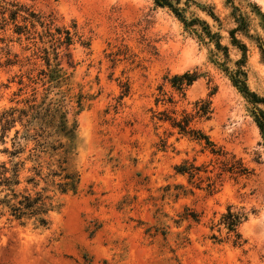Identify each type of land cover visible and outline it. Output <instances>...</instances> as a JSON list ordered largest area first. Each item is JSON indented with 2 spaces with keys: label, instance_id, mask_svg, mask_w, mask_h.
Here are the masks:
<instances>
[{
  "label": "rangeland",
  "instance_id": "374dc122",
  "mask_svg": "<svg viewBox=\"0 0 264 264\" xmlns=\"http://www.w3.org/2000/svg\"><path fill=\"white\" fill-rule=\"evenodd\" d=\"M15 1L52 13L58 25L76 26L74 67L68 71L69 95L84 96L76 115L80 182L75 194L59 196L60 207L49 213L45 228L0 218V264H264V137L254 122V105L219 66L224 62L233 68L239 58L229 42L227 30L233 23L225 0H180L178 7L186 18L203 19L220 34L229 60L213 41H199L153 0ZM251 1L264 13V0ZM258 22L252 21L250 33L264 43ZM11 28L10 23L0 28V110L29 97L33 87L38 96L43 92L40 81L31 83L26 77L30 69L35 77L41 62L31 55V44L24 37L18 40ZM238 37L247 46V85L264 96V60L253 40ZM7 60L15 63L8 65ZM186 71L197 72L198 78L182 95L165 76ZM121 82L129 84L125 96H119ZM156 96L173 103L156 104ZM208 97L212 115L197 126L251 172L237 180L225 175L212 193L205 189L204 172L190 183L173 170L193 158L202 168L210 156L175 132L169 135L168 124L153 117L162 110L190 111L195 100ZM160 138L166 141L164 150ZM166 184L170 191L179 184L192 193L163 196ZM228 205L248 214L238 227L245 240L240 246L226 238L222 226L211 228ZM182 214L189 218L182 219Z\"/></svg>",
  "mask_w": 264,
  "mask_h": 264
},
{
  "label": "trees",
  "instance_id": "16d2710c",
  "mask_svg": "<svg viewBox=\"0 0 264 264\" xmlns=\"http://www.w3.org/2000/svg\"><path fill=\"white\" fill-rule=\"evenodd\" d=\"M179 2L180 0H153L156 6L168 8L199 41L205 42V38L213 41L216 50L222 51L229 60L228 47L220 43V34L212 32L203 19L186 18L183 10L178 7ZM225 5L229 8L228 16L233 23L227 30L229 42L239 52V58L233 61V68H229L224 62L219 66L231 84L254 105V122L264 137V96L250 90L247 85V46L238 37L241 35L253 40L264 60L262 38L250 33L254 19H258L259 25L264 29V13L251 0H225ZM207 13L213 20L219 21L212 10ZM9 23L12 24L11 31L16 38L20 40L24 37L33 47V58L41 62L37 75L32 76L30 71L33 69H30L26 77L31 83L40 81L43 92L38 96L33 87L29 97L16 100L15 104L0 110V153L4 155L0 159V218L5 217L9 224L15 222L24 226L30 222L35 227L45 228L50 222L49 213L60 207L59 196L75 194L80 182L75 164L79 146L76 115L83 109L84 96L80 93L69 95L72 72L68 71L74 67L71 48L78 36L74 23L71 28L58 25L52 13H40L15 0H2L0 28L4 30ZM79 41L83 46L88 45L84 40ZM29 48L30 45L26 47ZM5 63L11 65L15 62L7 60ZM197 78L198 73L195 71L165 76L170 86L182 95L185 88ZM120 87L119 96L129 93L127 82H121ZM158 89L161 91V85ZM159 101L173 103L172 98L164 100L156 96L155 103ZM73 102L74 106L71 104ZM212 112L208 97L195 100L190 111L181 109L177 112L172 109L168 113L162 110L153 115L156 122L168 124L169 135L175 132L179 137L199 145V151L210 156L208 165L215 164L210 169L208 165H203L202 168L195 165V158L192 161L185 159L173 166L174 174L186 175L190 183L199 172H204L205 189L208 193L216 190V182H221L225 175L237 180L251 173L240 158L218 145L197 126L198 123L209 120ZM160 142V149L164 150L166 141L160 138ZM170 187L169 184L163 187V196L178 198L188 192L192 193L191 189L186 190L179 184L173 186V191H170ZM247 216L243 208L228 205L211 228L218 226L219 230L222 226L226 230V238L231 239L233 245L240 246L245 240L238 232V227ZM180 217L189 218L186 214ZM190 217L194 221L198 219L195 215ZM212 238L216 239V236L212 234Z\"/></svg>",
  "mask_w": 264,
  "mask_h": 264
}]
</instances>
